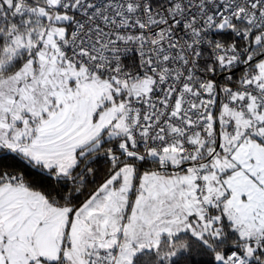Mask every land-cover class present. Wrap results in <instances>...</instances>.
Returning <instances> with one entry per match:
<instances>
[{
    "label": "snow or ice",
    "instance_id": "1",
    "mask_svg": "<svg viewBox=\"0 0 264 264\" xmlns=\"http://www.w3.org/2000/svg\"><path fill=\"white\" fill-rule=\"evenodd\" d=\"M0 264H264V0H0Z\"/></svg>",
    "mask_w": 264,
    "mask_h": 264
}]
</instances>
